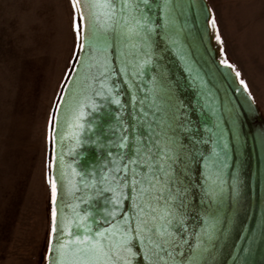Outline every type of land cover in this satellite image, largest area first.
<instances>
[{
  "label": "snow or ice",
  "instance_id": "snow-or-ice-1",
  "mask_svg": "<svg viewBox=\"0 0 264 264\" xmlns=\"http://www.w3.org/2000/svg\"><path fill=\"white\" fill-rule=\"evenodd\" d=\"M72 6L88 21L91 50L71 101L74 148L91 144L100 155L83 170L63 155L50 157V168L59 160L69 194L80 195L69 216L57 205V177L49 176L48 264H209L227 231L217 207L224 158L216 149L211 155L199 150L206 141L156 63L154 38L175 32L171 0H73ZM207 23L215 29L214 16ZM215 38L221 39L218 32ZM239 83L247 90L243 79ZM109 105L115 106L111 121L99 124L95 114Z\"/></svg>",
  "mask_w": 264,
  "mask_h": 264
},
{
  "label": "rangeland",
  "instance_id": "rangeland-1",
  "mask_svg": "<svg viewBox=\"0 0 264 264\" xmlns=\"http://www.w3.org/2000/svg\"><path fill=\"white\" fill-rule=\"evenodd\" d=\"M210 3L222 58L240 73L264 119V0ZM72 4L0 0V264L46 261L49 131L77 50Z\"/></svg>",
  "mask_w": 264,
  "mask_h": 264
},
{
  "label": "water",
  "instance_id": "water-1",
  "mask_svg": "<svg viewBox=\"0 0 264 264\" xmlns=\"http://www.w3.org/2000/svg\"><path fill=\"white\" fill-rule=\"evenodd\" d=\"M171 3L175 32L165 34L161 31L154 38L156 63L172 82L175 96L188 106L193 122L206 141L199 145V150L211 155L216 149L224 158L221 169L224 185L217 207L227 231L216 242L209 264H264V119L251 94L240 85L233 66L221 63L217 56L211 25L207 23L212 15L208 1L171 0ZM76 16L79 24L77 50L54 109L50 157L63 155L67 165L83 170L95 162L100 153L91 144L74 148L76 129L72 126L71 101L78 84L82 86L81 62L86 63V57L91 55L86 42L88 21L80 18L77 12ZM171 39H177L178 43L173 45ZM121 91V99L130 109L132 102L126 84L121 83ZM114 109V105H109L95 114L99 124L109 123ZM95 116L85 119H95ZM88 135L81 134L83 139ZM225 144L227 148H223ZM78 151L84 155L78 156ZM60 173L59 160L55 159L49 176L57 177V205L63 203L64 210L71 216L73 209L68 206L77 203L75 197L80 193L69 194L68 182L60 180ZM56 237L60 238L59 233ZM45 264H48V254Z\"/></svg>",
  "mask_w": 264,
  "mask_h": 264
},
{
  "label": "trees",
  "instance_id": "trees-1",
  "mask_svg": "<svg viewBox=\"0 0 264 264\" xmlns=\"http://www.w3.org/2000/svg\"><path fill=\"white\" fill-rule=\"evenodd\" d=\"M210 25H211V34H212L213 44L217 50V56L220 59V61H224L222 58V50H221L220 46L218 45V42H217L218 40H216V38H215L216 32H215L211 23H210Z\"/></svg>",
  "mask_w": 264,
  "mask_h": 264
},
{
  "label": "crops",
  "instance_id": "crops-1",
  "mask_svg": "<svg viewBox=\"0 0 264 264\" xmlns=\"http://www.w3.org/2000/svg\"><path fill=\"white\" fill-rule=\"evenodd\" d=\"M208 1V3H209V6H210V8H211V3H210V0H207ZM228 1H232V0H228ZM226 6H224V8H225ZM231 8V6L229 5V7H228V9H230ZM211 11H212V8H211ZM75 14H76V12H75ZM76 18H77V16H76ZM78 32H79V30H78ZM77 38H78V35H77Z\"/></svg>",
  "mask_w": 264,
  "mask_h": 264
}]
</instances>
